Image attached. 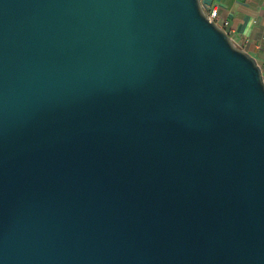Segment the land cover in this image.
Returning a JSON list of instances; mask_svg holds the SVG:
<instances>
[{
  "label": "water",
  "instance_id": "water-1",
  "mask_svg": "<svg viewBox=\"0 0 264 264\" xmlns=\"http://www.w3.org/2000/svg\"><path fill=\"white\" fill-rule=\"evenodd\" d=\"M212 0H0V264H264L262 69Z\"/></svg>",
  "mask_w": 264,
  "mask_h": 264
},
{
  "label": "crops",
  "instance_id": "crops-1",
  "mask_svg": "<svg viewBox=\"0 0 264 264\" xmlns=\"http://www.w3.org/2000/svg\"><path fill=\"white\" fill-rule=\"evenodd\" d=\"M219 9L216 23L232 31L235 45L264 71V0H212Z\"/></svg>",
  "mask_w": 264,
  "mask_h": 264
},
{
  "label": "built area",
  "instance_id": "built-area-1",
  "mask_svg": "<svg viewBox=\"0 0 264 264\" xmlns=\"http://www.w3.org/2000/svg\"><path fill=\"white\" fill-rule=\"evenodd\" d=\"M204 10H208L209 12V16H207L208 18H210V20L214 23H216L217 17H218V13H219V9L217 7H207V6H203ZM217 24V23H216ZM220 29H222L226 34H228V36L232 39V31L228 29V23H226L225 26H219ZM234 43V42H233ZM235 44V43H234ZM262 76H263V81H264V71H262Z\"/></svg>",
  "mask_w": 264,
  "mask_h": 264
},
{
  "label": "rangeland",
  "instance_id": "rangeland-1",
  "mask_svg": "<svg viewBox=\"0 0 264 264\" xmlns=\"http://www.w3.org/2000/svg\"><path fill=\"white\" fill-rule=\"evenodd\" d=\"M203 11H204V13H205L206 16H209V12H208L207 9L206 10L203 9Z\"/></svg>",
  "mask_w": 264,
  "mask_h": 264
}]
</instances>
